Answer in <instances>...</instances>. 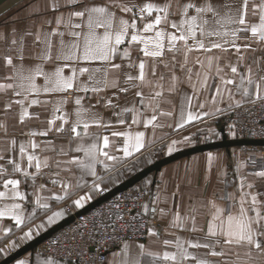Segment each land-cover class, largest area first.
<instances>
[{
    "label": "crops",
    "instance_id": "obj_1",
    "mask_svg": "<svg viewBox=\"0 0 264 264\" xmlns=\"http://www.w3.org/2000/svg\"><path fill=\"white\" fill-rule=\"evenodd\" d=\"M149 2L158 5L170 2L168 20L172 21L183 18L181 5L187 0H76V4L70 3V0H59L60 7L58 10H53V0H0V84L13 83V80L8 78L13 77L17 67L21 65L27 74V71H34L38 65L45 72H52L57 66L62 67L64 64H68L69 67L64 69V75L70 76L71 66L75 65V62L58 61L56 57L61 49V41L63 40L64 45L68 46L74 40L71 32L80 30L75 29L74 25L82 24L86 31V23L81 18L72 16L69 20V14L80 10L83 5L135 4L142 6ZM191 2L200 4L204 3L205 0H191ZM208 2L224 3L225 0H208ZM228 2L238 6L240 0H228ZM261 2L262 0H249L248 22H259V13L257 11L256 14H253V9ZM189 11L190 14H195L194 9ZM133 12L138 13V8L133 9ZM157 14L153 12L151 16H148L145 13V18L152 20ZM117 15L129 21L133 18V13H121L118 9ZM60 17H63V21L58 23ZM142 23L141 20L137 19L138 28H142ZM233 27L235 26L233 25ZM168 30L173 31L170 27ZM103 31V29H97L98 34H102ZM134 31L136 30L129 29L130 33ZM50 33L51 35H49ZM60 33H63V36ZM153 34L147 33L146 35ZM245 35L251 36V33H241V36ZM75 39L80 40L81 44L83 43L82 36ZM212 39L217 38L213 37ZM46 41L50 42V49H48ZM237 43L240 45L250 43L251 47L248 49L241 48L239 53L231 47H228L227 50L213 49L211 52L194 50L188 54L187 62H185V53L181 45L177 46L180 49L178 51L166 48L162 57L149 58L143 55V45L139 43L129 45L126 39L124 44L119 46V54L112 61V63L119 64L120 68H109L108 70L107 87L101 85V90L96 93L91 91L84 93L75 89L70 90L69 93H41L38 97L34 93L30 99L39 98L41 101L48 102L31 106H28L26 102L25 107H28L30 115L23 121L20 120L22 106L15 102L20 97H16L11 89L0 90V157H2L0 165L7 169L0 174V191L4 190V180L19 179L21 190L27 194L26 201H16L24 206L26 217L24 225L17 227L11 217L0 218V261L67 217L70 214L67 205L73 211L79 210L99 198L102 189L109 190L128 178L130 175L127 176L126 174L127 165L135 163V161L141 164L144 153L155 149L165 152L160 156L162 157L197 145L193 142L198 132L205 129L206 123L214 126L213 124H216L219 118L221 119L223 111L239 103L254 99V94L244 95L245 88L250 93L253 92L246 80L243 87L238 86L240 76L248 75V68H251L254 79L264 76V41L241 39ZM46 49L50 51L52 59L42 58ZM126 49L130 53L127 57L123 55ZM209 56L213 57L211 67L208 63ZM8 57L12 58V65L7 64ZM197 58L203 62V66L196 62ZM141 60L146 61L145 80L143 82L139 80L129 81V75L138 77V65ZM104 64L105 62L102 61L91 63L81 61L76 66L103 69ZM231 66L237 67L236 74L231 72ZM217 69H220L219 74H217ZM205 74L208 76L206 84L203 83ZM102 77L103 71L96 73V79ZM221 78L235 79V84L227 86L231 90V95L225 90ZM79 79L89 86L92 85V81L88 79V74H84ZM36 83L42 86L45 83L44 77L37 76ZM133 85L136 86L133 87ZM218 86L221 89L220 95L216 93ZM121 88L128 90L121 91ZM138 91L142 95H137ZM156 92H160L161 95L156 96ZM77 96L83 98L81 105L75 104V97ZM64 97H67V103L62 106V112L68 113L69 122L64 125V131L58 132L56 129L60 126L61 121L57 120L54 126L49 123L55 107L52 101ZM9 102H11L10 108L7 107ZM81 107H90L91 112L98 114L102 124H107L108 127L91 124L88 129V136H84L82 139L75 137L70 131V126L76 118V110ZM133 108L136 110L135 114L139 123H133L134 113L132 111H125ZM188 111H192L194 114L207 112L209 115H201L199 120L184 123ZM153 114L156 115L157 119L149 125L147 120ZM121 118L124 119V124L119 123ZM181 124H183L182 127L179 126ZM222 127H220L221 133ZM45 130H48L46 136L39 134ZM79 131L83 132L82 125ZM125 131L145 132L146 147L128 158H124L122 153V146L126 138L111 135L112 132ZM34 132L37 135L33 136L32 133ZM104 136H108L110 141L105 150L121 158L115 162V166L106 170L102 164H97L96 171L102 180L84 175L83 180L80 181L84 186L78 189H70V194L63 200L48 199L53 194H64L61 183L54 184L53 180L62 182L70 180L75 185L81 177V170L76 165L64 163L73 156L83 157L82 152H76L74 149L81 143L85 146L90 145L96 141L97 137L101 138L100 142L102 143ZM13 140L16 141L15 145L12 143ZM30 141H35L39 147L35 149L28 147V152L37 155L41 161L45 158L48 159V165L45 167L42 163L35 180L32 176H24V171L36 173L35 162H33V167L29 168L27 166V154L22 160L19 152L20 144L28 146ZM174 141L176 143L173 146ZM170 146L173 147L171 152H169ZM118 149L120 150L118 151ZM61 150L66 155L62 154ZM259 157L263 158L264 152L257 151L252 147H219L177 158L163 165L157 172L147 175L148 178L140 180L151 187V193L147 196L143 208L145 210V205H147L148 210L145 212L163 225V231L160 235H150L144 240H127L109 252L104 264H118L121 260H133L140 252V245H144L143 251L145 252V255L140 257L141 264H163L161 260L153 261L147 253L154 252L162 255L164 251H175L177 238L195 242V238L199 237L203 243L212 213L215 211L212 208V202L225 210H228L229 205H231L230 211L234 215L239 212V199L242 192L258 193V200L264 202V176L258 175L264 170L256 169L253 161ZM13 160L21 165V172L13 171L14 165L11 162ZM106 162L114 163L112 161ZM152 162L154 161L145 166ZM93 181L100 185V189L93 190ZM241 181L245 186L243 190L240 189ZM41 185L44 186L43 189L40 188ZM248 185H252V187L248 188ZM86 194H89L91 198L86 200L82 207L77 206L74 201ZM229 194L232 196L231 200L226 198ZM36 195L41 196L42 203L46 202L50 205L47 211L40 210L35 205ZM250 199L251 197L248 196L245 207H249ZM6 202L11 203L12 201ZM153 208H155V212L152 211ZM33 211L36 212L35 217L31 220L27 219ZM56 211H62L63 215L49 223L48 217ZM177 213L182 218H190L183 227L172 226ZM249 215H254V212L250 211ZM191 218H194L195 227L198 231L193 232L191 230ZM5 228H10L11 232L5 231ZM29 229H32L33 232L31 237L26 236ZM260 230L264 231V226H261ZM166 239L172 240L173 243L166 247L163 244ZM126 243L129 245L127 253L123 250ZM262 243H264V238H262ZM188 250L201 257L205 252H208V249L203 248L192 249L189 247ZM220 250L221 246L217 245L216 251ZM223 252L224 255L222 256L208 255L203 258L212 261L213 264H264V251L246 244L223 245ZM46 260H53L55 264H78L47 256L36 249L21 254L8 264H20L21 261H25L26 264H44Z\"/></svg>",
    "mask_w": 264,
    "mask_h": 264
},
{
    "label": "snow or ice",
    "instance_id": "obj_2",
    "mask_svg": "<svg viewBox=\"0 0 264 264\" xmlns=\"http://www.w3.org/2000/svg\"><path fill=\"white\" fill-rule=\"evenodd\" d=\"M249 0H240L239 5L235 6L234 3L225 0L224 3H212L205 0L204 3H193L191 0H187L186 3L181 5L183 18L179 20H168V14L170 12L171 4L170 2H165L163 5H158L155 3H145L142 6L139 5H128V4H116V5H83L80 10H77L69 14V20L72 16L81 18L84 23H86V31L82 24L74 25L75 29H80L79 31L73 30L71 32L74 38L68 46L64 45L63 40L61 41V49L56 57L58 61H71L75 62V65L71 66V75L65 76L64 69L69 67L68 64L64 66H57L52 72H45L41 66H37L34 71L29 70L27 74L23 66L17 67L15 75L8 79H12L13 83L0 84V90H13L16 97H20L15 102L22 106V111L20 115V120L23 121L26 117L30 115L28 107H25L26 102L28 106L37 105L41 103H47L48 101H41L39 98H31L35 93L37 97L41 93H69L70 90L75 89L76 91H83L87 93L89 91L96 93L101 90V85L107 87V73L109 68L119 69L120 65L112 63L114 58L119 54V46L124 44L127 39L129 45L133 43H139L143 45L142 51L144 57L149 58H160L163 56L166 48L169 50H180L177 46L181 45L185 53V62H187L188 54L194 50L204 52H211L213 49L227 50L228 47L234 48L238 53L241 48L248 49L251 47L250 43H245L240 45L237 43L238 40L244 39L250 41L252 39H258L259 41H264V0L259 5H256L253 9V14L259 13V22L250 23L247 21V10H248ZM70 3L76 4V0H70ZM53 10H58L60 7L59 0H53ZM138 8V13L133 12V9ZM117 9L121 13H133V18L131 21L124 19L122 16L117 15ZM191 9H194L195 14H190ZM153 12L158 13L155 15L154 19L146 20L145 13L151 16ZM137 19L141 20L142 28H138ZM63 21V17L58 18V23ZM163 25V26H162ZM233 25L235 27H233ZM173 31H169L168 28ZM97 29H103L102 34H98ZM129 29H135L134 32H129ZM251 33V36H241V33ZM147 33H154L153 35H146ZM51 35V33L49 34ZM63 36V33H60ZM83 37V43L75 38ZM213 37L217 39H212ZM167 42V43H166ZM48 49H50V42H47ZM125 57L129 56L130 53L126 49L123 52ZM43 59H52L50 51L46 49ZM22 59V57H21ZM213 57H208L209 67L212 65ZM81 61L85 63H91L95 61L105 62L103 69L98 67H77ZM198 64L203 66V62L197 58ZM12 58H7V64L12 65ZM139 75L138 77L128 76L129 81L139 80L143 82L146 76V61L141 60L139 65ZM103 71V77L101 79H96V73ZM220 69H217V74H219ZM231 72L233 74L237 73V67L231 66ZM248 75L240 76V84L238 87H243L245 80L253 92L250 93L247 88L244 89V95H253L256 100H264V76H260L257 79L253 78L251 68L247 70ZM84 74H88V79L92 81V85L89 86L87 83L80 81V77ZM154 74V72H153ZM199 75V73H197ZM43 76L45 83L41 86L36 83V77ZM208 76L205 74L203 83H207ZM222 84L225 86V90L231 95V90L227 86L236 83L235 79L221 78ZM136 85H133L135 87ZM121 91H127V88H121ZM217 95L221 94V89L218 86L216 88ZM137 95H142L141 92H137ZM156 96L161 95L160 92L155 93ZM82 97H75V104H82ZM215 99V98H214ZM52 103L55 105L53 110L52 119L49 121L50 125L54 126L56 121H61L60 126L56 129L58 132L64 131V125L68 124V113L62 112V106L67 103V97L61 98L59 100H54ZM143 103V100H141ZM239 103V101H237ZM190 105V101H189ZM11 107V102L7 105ZM202 107V106H201ZM125 111H132L134 113L133 123H139L136 118V110L126 109ZM62 113V114H57ZM170 114V113H169ZM201 115H209V113H196L192 111L187 112V119L184 123L190 121L199 120ZM75 120H73L70 131L75 137L83 138L88 136V129L91 124L102 125L108 127L107 124H102V121L98 114L91 112V108H78L75 113ZM157 119L156 115L153 114L150 119L147 120V124H153ZM183 119V113H182ZM120 124H124L123 118L119 120ZM81 125L83 126V132L79 131ZM180 127L183 124L179 125ZM130 127V126H129ZM50 130V129H49ZM40 135L46 136L48 130H45ZM234 134V133H233ZM33 136L37 133H32ZM112 136H123L125 137V142L122 146V153L124 158L132 157L134 154L139 153L142 149L146 147L145 144V132L137 131H125V132H112ZM97 137L96 141L90 145H83L82 143L78 145L74 151L82 152L83 157L73 156L70 160L64 161L66 164H74L77 168L81 170V177L78 179L77 183L73 185L70 180L59 181L53 180L54 184L61 183L63 190V195L53 194L48 199L63 200L68 196L69 190L73 188H80L84 185L80 183L83 180L84 175H90L96 177L97 180H102L96 171L97 164H102L106 170H110L115 166V162H118L121 158L110 154L109 151L105 149L109 146L108 136L102 138ZM15 145L16 141H12ZM173 142V146L175 145ZM28 147L35 149L39 145L35 141H30L29 145L20 144L19 152L20 157L23 160L25 154H27V166L29 168L34 167L36 173H29L24 171V176H32L35 180L36 175L39 174L41 165L46 167L48 165V159L45 158L43 161L35 155L34 153L28 152ZM120 149H118L119 151ZM173 151V147H169V152ZM62 154L66 153L61 150ZM2 159V157H0ZM211 159V155H210ZM106 161H112L113 164H109ZM14 165V172H21V165L16 163L14 160L11 161ZM58 164L60 162H57ZM7 171L2 165H0V174ZM70 171V169H69ZM58 175V173H57ZM260 176H264V172L258 173ZM87 183L86 181L84 182ZM21 181L19 179H6L3 181V191H0V218L11 217L15 221L17 227L24 225L26 222V217L24 215V206L17 200L23 202L27 200V194L20 188ZM11 186V187H9ZM93 190L100 189V185L93 181ZM244 184L241 181L240 189L243 190ZM252 185H248L251 188ZM41 189L44 188L43 185L40 186ZM258 193H243L240 196L239 204L240 209L237 214H232L229 209L218 207L214 202H212V208L215 210L212 213L211 220L208 224L207 231L204 236V242H201L199 237L195 238L193 241H185L183 239L177 238L175 240V251H164L161 254L148 252L147 255L152 257L153 261L161 260L163 264H213L212 261L203 258L208 255L211 256H222L223 245H248L254 247L257 250L264 251V243H262V238H264V231H261V226H264V202L258 200ZM250 196V205L245 207L247 202V197ZM91 196L86 194L74 201L77 206L82 207L83 203L90 199ZM227 199H232L231 194H229ZM41 196L36 195L35 205L40 209L47 211L50 207L48 203L41 202ZM6 201H12L8 203ZM147 205H145V211H147ZM155 212V208L152 209ZM163 211V210H161ZM254 212V215H249V212ZM36 212L27 217L31 220L35 217ZM63 215L62 211H56L52 216L48 217L49 223L55 221ZM189 217H181L179 213L175 215L173 221V227H183L185 223L189 220ZM192 220L193 232L198 231L195 227V220ZM39 227V226H37ZM202 231V229H199ZM5 231L11 232L10 228H5ZM33 235L32 229L26 233V236L31 237ZM149 235H156L154 230H149ZM173 243L172 240H164L163 244L167 247ZM187 244V247H186ZM220 245L221 250L216 251V246ZM208 249V252L203 254V257L196 255L194 252H190L188 249ZM129 245L126 243L124 245V252L127 253ZM139 254L131 261L121 260L118 264H141L140 257L145 255L143 251L144 245H140ZM20 264H26L25 261H21ZM44 264H55L53 260H46Z\"/></svg>",
    "mask_w": 264,
    "mask_h": 264
},
{
    "label": "built area",
    "instance_id": "obj_3",
    "mask_svg": "<svg viewBox=\"0 0 264 264\" xmlns=\"http://www.w3.org/2000/svg\"><path fill=\"white\" fill-rule=\"evenodd\" d=\"M227 134L238 138H264V100L253 99L227 110L223 116ZM234 133V134H233ZM264 152V145H244ZM264 170V157L253 160ZM107 192L101 190V195ZM151 187L145 182L117 192L53 232L36 250L47 256L78 264H104L111 250L127 240L147 239L149 230L160 235L163 225L150 217L143 205ZM68 211L75 212L67 205Z\"/></svg>",
    "mask_w": 264,
    "mask_h": 264
},
{
    "label": "water",
    "instance_id": "obj_4",
    "mask_svg": "<svg viewBox=\"0 0 264 264\" xmlns=\"http://www.w3.org/2000/svg\"><path fill=\"white\" fill-rule=\"evenodd\" d=\"M244 145H264V138H238V137H229L225 131V128L222 127V137L218 140H213L209 142L200 143L191 147H187L181 150H178L172 154L162 156L158 159H156L151 164L145 166L141 170L135 172L134 174L130 175L128 178H126L124 181L120 182L113 188L107 190V192L103 195H101L99 198L93 200L83 208L76 210L75 212L69 214L67 217L59 221L58 223L54 224L50 228H48L46 231L42 232L38 236L31 239L29 242L6 256L4 259L0 261V264H8L12 260H14L16 257L20 256L21 254L29 251L34 250L42 241H44L46 238H48L53 232L60 229L61 227L65 226L69 222H71L75 215L81 214L83 212H86L93 206L99 204L100 202L108 199L112 195L116 194L117 192L124 190L128 187H131L135 185L138 181L142 180L144 177L149 175L152 172H157L163 165L166 163L173 161L177 158L190 155L195 152L204 151L208 149L213 148H219V147H231V146H244Z\"/></svg>",
    "mask_w": 264,
    "mask_h": 264
},
{
    "label": "rangeland",
    "instance_id": "obj_5",
    "mask_svg": "<svg viewBox=\"0 0 264 264\" xmlns=\"http://www.w3.org/2000/svg\"><path fill=\"white\" fill-rule=\"evenodd\" d=\"M249 101H251V100H249ZM249 101H246V102H249ZM242 103H245V102H242ZM242 103H239V104H242ZM239 104H237V105H239ZM237 105H235V106H237ZM235 106H233V107H235ZM229 109H231V108H229ZM229 109H227V110H229ZM227 110H225V111H223L221 113V119L219 118L218 121L216 122V124H213L214 126H211V124L206 123L205 129L200 130L198 132V134H197V136L195 138V141L193 143L198 144V143H201V142H208V141H213V140L220 139L222 137V133L220 131V127L223 126L225 128L224 122H223V116H224V113ZM225 131H226V128H225ZM227 135L229 137H233L230 132ZM164 153L165 152L158 151V150H155V149L149 150L147 153H144L142 158H141V162H140L141 164H139L138 161H135V163L133 162L132 164L127 165V167H126L127 176L132 175L133 173L138 171L140 168L141 169L144 168L146 164L150 163L151 161H155L156 159H158ZM144 178H148V177L146 176ZM138 182H140V181H138Z\"/></svg>",
    "mask_w": 264,
    "mask_h": 264
}]
</instances>
